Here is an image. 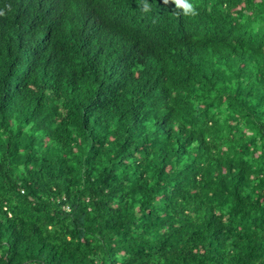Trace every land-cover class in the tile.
<instances>
[{
    "label": "trees",
    "instance_id": "1",
    "mask_svg": "<svg viewBox=\"0 0 264 264\" xmlns=\"http://www.w3.org/2000/svg\"><path fill=\"white\" fill-rule=\"evenodd\" d=\"M85 1L141 49L67 73L0 33V264H264V0Z\"/></svg>",
    "mask_w": 264,
    "mask_h": 264
},
{
    "label": "clouds",
    "instance_id": "2",
    "mask_svg": "<svg viewBox=\"0 0 264 264\" xmlns=\"http://www.w3.org/2000/svg\"><path fill=\"white\" fill-rule=\"evenodd\" d=\"M0 2V16H3L0 19V33L10 32L18 39L20 46L24 45L25 48L26 44H30L34 48L33 52L36 56H32L30 66L38 60H43L57 70L76 73L94 58L126 61L124 53H117L118 42L128 52L141 49L132 35L114 36L111 32L100 29L97 13L89 1L79 3L80 0H27L24 10L21 8L20 0H0ZM167 2L168 0H165V3ZM172 2L182 7L184 14L181 15H195L196 8L189 0H172ZM150 7L147 0H144L141 10L147 13ZM135 12L144 15L139 11ZM155 43L154 40L149 46ZM89 44L91 46L88 47ZM7 54H3L0 61ZM22 80L24 78L20 79L19 83ZM63 209L69 211L70 205L66 204ZM137 216L139 220L134 222L138 228L144 230L142 222L145 213ZM207 247L208 252L201 246L194 250L195 253L200 252L202 255L207 252L202 264H223L220 247L218 245H207ZM201 259V255H196L192 257L191 264H197Z\"/></svg>",
    "mask_w": 264,
    "mask_h": 264
},
{
    "label": "bare ground",
    "instance_id": "3",
    "mask_svg": "<svg viewBox=\"0 0 264 264\" xmlns=\"http://www.w3.org/2000/svg\"><path fill=\"white\" fill-rule=\"evenodd\" d=\"M20 3H21V8L24 10V7H26V5H27V0H26V1H25V0H24V1H23V0H20ZM93 27H94V26H91V28H93ZM110 34H111V33H110ZM112 36H113V35H112ZM114 36H115V35H114ZM122 42H123V41H122ZM125 42H126V41H124V44H126ZM89 46H91V45L89 44L88 47H89ZM92 57H93V56H92ZM94 59H98V58H94ZM232 71H233V70H232ZM234 73H235V72H234ZM234 73H233V74H234ZM235 76H236V75H235Z\"/></svg>",
    "mask_w": 264,
    "mask_h": 264
}]
</instances>
